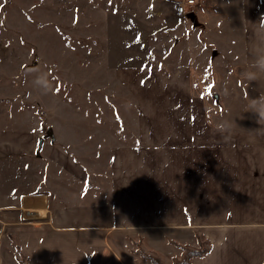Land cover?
Instances as JSON below:
<instances>
[{
    "label": "rangeland",
    "instance_id": "rangeland-1",
    "mask_svg": "<svg viewBox=\"0 0 264 264\" xmlns=\"http://www.w3.org/2000/svg\"><path fill=\"white\" fill-rule=\"evenodd\" d=\"M180 1L0 0V127L34 135L26 179L31 192L51 187L46 167L48 153L54 152L86 168L95 194L106 193L116 174L115 149L138 144L136 133L145 126L155 129L156 108L171 112L176 107L155 92L145 99L158 83L138 68L149 67L161 79L190 68L194 115L201 100L211 118L222 105L228 111L225 103L233 105L229 98L241 96L214 84L213 69L222 66L226 78L228 69L236 74L240 64L232 62L243 54V37L248 34L254 44L264 31V0L255 8L247 0H197L193 11L199 26L178 12ZM41 76L51 90L35 83ZM139 99L153 120L148 114L143 119ZM39 137L46 140L40 156ZM20 171L16 176H22ZM4 217L0 215V264H31ZM137 237L122 239L117 255L95 254L90 264H181L183 246L189 245L161 233L150 243ZM197 243L195 251L208 250L207 242Z\"/></svg>",
    "mask_w": 264,
    "mask_h": 264
},
{
    "label": "crops",
    "instance_id": "crops-1",
    "mask_svg": "<svg viewBox=\"0 0 264 264\" xmlns=\"http://www.w3.org/2000/svg\"><path fill=\"white\" fill-rule=\"evenodd\" d=\"M260 1L247 3L255 8ZM243 38L242 58L232 62L240 64L236 74L228 69L226 78L222 66L213 69L214 84L241 96L229 98L228 111L222 105L211 118L203 100L195 115L190 111V68L165 79L138 68L158 83L145 99L155 92L176 107L156 108L158 126L136 133L138 144L115 149L116 174L102 197L88 186L86 168L54 152L46 167L51 187L31 192L26 179L34 135L0 127V215L29 263L90 264L95 254L118 253L117 244L128 236L150 243L161 233L191 247L208 243V251L190 264H264V120L258 123L247 108L250 98L264 94V73L251 82L242 77L253 46L252 37ZM139 101L143 119L148 114L153 120ZM224 124L230 127L222 130Z\"/></svg>",
    "mask_w": 264,
    "mask_h": 264
},
{
    "label": "clouds",
    "instance_id": "clouds-1",
    "mask_svg": "<svg viewBox=\"0 0 264 264\" xmlns=\"http://www.w3.org/2000/svg\"><path fill=\"white\" fill-rule=\"evenodd\" d=\"M258 42L252 46V61L249 70L242 73V77L248 81H255L261 73H264V31L257 33ZM35 83L41 86L45 91L51 90V84L46 76L38 77ZM248 112L255 114L257 122L264 120V94H259L255 98H250L247 105ZM228 124L221 125L222 130H227Z\"/></svg>",
    "mask_w": 264,
    "mask_h": 264
},
{
    "label": "built area",
    "instance_id": "built-area-1",
    "mask_svg": "<svg viewBox=\"0 0 264 264\" xmlns=\"http://www.w3.org/2000/svg\"><path fill=\"white\" fill-rule=\"evenodd\" d=\"M188 6H191V7H188ZM194 6H197V0H181L180 5L178 4L177 10L180 14L188 15L189 13H194L193 11ZM47 218L48 217L46 215L44 217L43 216L40 217L39 220L45 221L47 220Z\"/></svg>",
    "mask_w": 264,
    "mask_h": 264
},
{
    "label": "trees",
    "instance_id": "trees-1",
    "mask_svg": "<svg viewBox=\"0 0 264 264\" xmlns=\"http://www.w3.org/2000/svg\"><path fill=\"white\" fill-rule=\"evenodd\" d=\"M199 26V25H198ZM173 244H175V245H177L178 246V244L175 242V243H173ZM184 247V250L186 251V255H185V260H187V261H184V259H182L180 262H181V264H189L190 263V260H191V258H193V257H198V256H203L208 250H204V251H201V253L200 252H198V250L197 251H195L196 249H194V247H191V246H183ZM193 248V249H192ZM178 264H179V262H178Z\"/></svg>",
    "mask_w": 264,
    "mask_h": 264
},
{
    "label": "water",
    "instance_id": "water-1",
    "mask_svg": "<svg viewBox=\"0 0 264 264\" xmlns=\"http://www.w3.org/2000/svg\"><path fill=\"white\" fill-rule=\"evenodd\" d=\"M188 17L192 21V23H193L194 26H197L198 25V23H197V16H196L195 13H189L188 14ZM216 98H218V96ZM47 135L50 138L54 139V133H53L52 129H48V134ZM43 144H44V138L43 137H40L39 138L38 149L36 150V153L37 154H40V151H41V148L43 147Z\"/></svg>",
    "mask_w": 264,
    "mask_h": 264
}]
</instances>
